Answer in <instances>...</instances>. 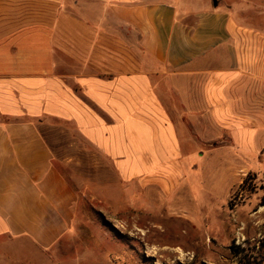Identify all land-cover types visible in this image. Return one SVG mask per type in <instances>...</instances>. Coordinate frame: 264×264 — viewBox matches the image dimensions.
Here are the masks:
<instances>
[{
  "label": "crops",
  "instance_id": "obj_1",
  "mask_svg": "<svg viewBox=\"0 0 264 264\" xmlns=\"http://www.w3.org/2000/svg\"><path fill=\"white\" fill-rule=\"evenodd\" d=\"M178 5L0 0V264H147L106 224L84 219L38 127L44 119L73 124L124 184L138 179L163 194L184 153L214 136L187 117L198 104L209 131L251 144L264 110L263 57L252 49L241 58L227 10ZM261 61L262 75L251 74ZM253 76L247 87L258 95L241 108L248 99L235 93Z\"/></svg>",
  "mask_w": 264,
  "mask_h": 264
},
{
  "label": "rangeland",
  "instance_id": "obj_2",
  "mask_svg": "<svg viewBox=\"0 0 264 264\" xmlns=\"http://www.w3.org/2000/svg\"><path fill=\"white\" fill-rule=\"evenodd\" d=\"M215 4L237 27L233 35L241 58L253 49L264 59V0H179L178 6L203 10ZM254 35L260 42L244 46ZM249 66L251 74L262 75V61L259 68ZM245 79L247 85L235 94L258 95L247 87L256 82L254 76ZM247 99L241 108L251 107ZM200 107L187 117L200 135L214 136L206 146L184 153L178 181L164 184L171 188L168 194L138 179L124 184L112 161L70 122L44 119L38 127L78 194L84 219L106 224L133 256L147 264H264V110L256 114L251 144L247 138L236 147L229 131H209L211 121Z\"/></svg>",
  "mask_w": 264,
  "mask_h": 264
},
{
  "label": "bare ground",
  "instance_id": "obj_3",
  "mask_svg": "<svg viewBox=\"0 0 264 264\" xmlns=\"http://www.w3.org/2000/svg\"><path fill=\"white\" fill-rule=\"evenodd\" d=\"M182 254L184 255L185 253L182 252Z\"/></svg>",
  "mask_w": 264,
  "mask_h": 264
},
{
  "label": "trees",
  "instance_id": "obj_4",
  "mask_svg": "<svg viewBox=\"0 0 264 264\" xmlns=\"http://www.w3.org/2000/svg\"><path fill=\"white\" fill-rule=\"evenodd\" d=\"M231 248H233V246L231 247ZM235 248V247H234ZM237 253V252H236Z\"/></svg>",
  "mask_w": 264,
  "mask_h": 264
}]
</instances>
